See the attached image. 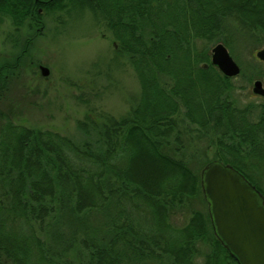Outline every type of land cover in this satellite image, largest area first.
<instances>
[{"label": "trees", "instance_id": "1", "mask_svg": "<svg viewBox=\"0 0 264 264\" xmlns=\"http://www.w3.org/2000/svg\"><path fill=\"white\" fill-rule=\"evenodd\" d=\"M65 1L0 0V20L35 38L39 10L64 12ZM69 1L105 21L141 95L123 118L86 115L78 137L0 113V264H239L210 211L174 221L204 193L197 166L210 164L188 153L192 128L216 140L211 162L232 165L264 194V104L240 107L210 52L213 43L229 47L225 24L235 16L264 36V0ZM15 69L1 66L0 75ZM92 215L104 222L82 229Z\"/></svg>", "mask_w": 264, "mask_h": 264}, {"label": "rangeland", "instance_id": "2", "mask_svg": "<svg viewBox=\"0 0 264 264\" xmlns=\"http://www.w3.org/2000/svg\"><path fill=\"white\" fill-rule=\"evenodd\" d=\"M70 3L65 1L69 6L64 12L43 13L45 28L32 39L33 44L24 57L27 30L17 33L9 17L1 16L0 67L16 65L17 71L0 82V113L17 125L78 137L76 126L90 113L101 119V116L120 119L128 115L138 102L141 85L129 56L118 51L105 21L96 12L70 7ZM225 25L228 27L225 38L229 41L226 47L241 68L240 75L232 78L235 88L232 97L240 107L264 104V97L253 91L257 81H262L264 86V62L255 55L264 49V36L253 35L236 16ZM219 43L211 44V54ZM39 66L49 68L50 75L41 76ZM4 120L0 116V129L5 126ZM188 132L185 135L190 145L188 153L201 162L212 163L218 152L216 140L197 133L195 128ZM206 166H197L201 175ZM194 210L208 214L209 204L204 194L189 204V211L180 213L185 215L175 219L176 226H183ZM97 216H90L82 229L100 220L96 226L104 222ZM72 226L66 228L67 234L78 228L75 222ZM199 250L202 254L208 251L205 246ZM202 260L201 256L198 262Z\"/></svg>", "mask_w": 264, "mask_h": 264}, {"label": "water", "instance_id": "3", "mask_svg": "<svg viewBox=\"0 0 264 264\" xmlns=\"http://www.w3.org/2000/svg\"><path fill=\"white\" fill-rule=\"evenodd\" d=\"M255 55L264 62V49ZM212 64L228 78L241 73L222 43L212 50ZM40 71L43 77L50 75L45 66ZM253 91L264 97L263 82H255ZM201 173L217 237L239 264H264V194L232 165L212 162Z\"/></svg>", "mask_w": 264, "mask_h": 264}, {"label": "flooded vegetation", "instance_id": "4", "mask_svg": "<svg viewBox=\"0 0 264 264\" xmlns=\"http://www.w3.org/2000/svg\"><path fill=\"white\" fill-rule=\"evenodd\" d=\"M36 1H52L53 2V0H36ZM43 9H40L39 10V13L40 14H43ZM36 24H38V26L36 27V34H40L43 30H44V28H45V23H44V20L43 19H40V18H36ZM35 37H37V36H35ZM31 39H33L32 37H28L27 39H26V41L24 42V46H25V44H27V42H29ZM32 44H33V42H32ZM25 54H27V52H25L24 53V55ZM39 67H41V66H39ZM9 77H11V75H5V76H1L0 75V81H1V79L3 78H5V79H9Z\"/></svg>", "mask_w": 264, "mask_h": 264}]
</instances>
